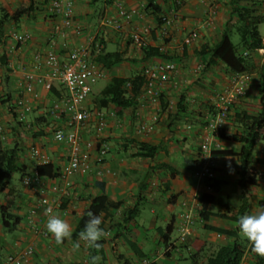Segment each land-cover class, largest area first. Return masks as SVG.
<instances>
[{"label":"crops","instance_id":"crops-1","mask_svg":"<svg viewBox=\"0 0 264 264\" xmlns=\"http://www.w3.org/2000/svg\"><path fill=\"white\" fill-rule=\"evenodd\" d=\"M51 1L33 0L31 3L30 0H16L10 4V12L29 10L21 14L17 21L5 24L0 33V148L17 147L20 150L17 165L27 173L34 172L39 165L31 157L33 147H39L48 156V163L58 172L65 165L66 145L56 143L53 139L55 130L63 129L64 126L50 112L53 102L65 90L61 84L54 82L55 91L47 92L37 87L39 98L33 99L17 87L12 67L18 73L34 71L32 55L48 49H52L63 62L68 61L73 50L82 48L93 59L92 50L101 43L107 50L123 52L127 59L107 70L104 79L106 85L112 77L128 78L163 61L160 57L144 60L140 45L132 40L135 34L150 28L149 33L143 34V45L159 48L162 54L176 62L177 72L171 84L158 87L157 97L141 101L136 110L126 111L123 117L108 116L113 111L112 107L99 109L94 104L91 106L89 101L84 104L91 109L94 107L95 115L104 114L108 118V129L102 135L96 133V117L80 129L84 139L99 140L109 146L104 164L99 166L93 162L85 175L72 176L68 195L65 196L56 193L40 195L36 187L24 185L23 196L16 197L15 189H6L4 193L8 197L0 200V205L9 206L8 211L19 218V223L14 230L0 232V264H5L10 256L29 247L34 249V253L28 262L15 260L11 264H90L93 255L101 256L100 264H138L143 258H149L150 264H172L177 259H190L196 253L191 244L197 238L205 241L203 251L198 256V262L204 263L221 245L231 240L202 228L197 215L201 181L192 195L184 188L189 172L195 174L197 163L194 162L199 160L203 138L209 132L208 124L216 114L218 96L230 86L234 76L220 63L208 69H198L199 51L205 46L216 44L227 28L231 17V0H113L110 4L107 0H73L72 27L69 28L65 27L61 17L49 12ZM149 1L157 4L162 14L170 18L168 35L162 34L166 26L159 25L156 18L145 10ZM253 1L260 3L257 14L264 17V0ZM121 8L137 13L130 21H125L118 16ZM106 19L111 24H104ZM114 22L122 24L120 31L114 29ZM75 27L81 28V33L77 34ZM57 29L60 32H56ZM194 31L197 33L194 41L185 45V39ZM12 32L29 33L31 40L18 46L11 36ZM260 37L264 40V36ZM90 38L95 40L91 41ZM258 60L262 64L264 54L258 53ZM23 97L32 106L25 122L19 121L15 111V102ZM258 99L259 77L254 72L244 86L243 95L236 100L256 103ZM179 101L184 111H179ZM243 108L231 106L229 116L220 129L223 134L232 136L240 131L235 116ZM141 125H153L154 129L141 132ZM132 140L156 146V157L133 156L136 149ZM211 149H232L237 152L240 145L233 140L214 137ZM254 158L259 175L258 184L247 192L252 205L251 213L264 207V140L256 145ZM100 168L106 171L99 174ZM215 168L216 180L221 184L218 195L225 202L235 205L241 195L237 184L238 159L215 157ZM50 184V180L46 182L47 186ZM101 195L108 197V203L98 215L102 216V227L109 236L100 241L103 247L99 251L80 242L79 251L73 252V244L79 239L76 228L89 212L93 199ZM39 200H42L40 208L32 214ZM142 204L150 205L147 222L142 220L141 210L126 222L125 219L130 218V210ZM47 206L54 208L53 215H59L72 226L71 241L66 240L63 245H57L50 234L44 238L42 233L34 232L35 227L40 232L46 230L48 217L44 214V208ZM184 213H191L195 223L188 230L185 244L180 246L179 251L167 256L161 233L172 224L177 235L173 232L171 239L175 240L180 217ZM209 223L228 228L221 220L211 219ZM240 238L245 247L242 264H255L250 244L241 234Z\"/></svg>","mask_w":264,"mask_h":264},{"label":"trees","instance_id":"trees-1","mask_svg":"<svg viewBox=\"0 0 264 264\" xmlns=\"http://www.w3.org/2000/svg\"><path fill=\"white\" fill-rule=\"evenodd\" d=\"M30 2L32 3L33 0H30ZM112 2L113 0H107L108 4ZM258 6H260V3L253 0H231V17L226 30L216 44L213 46H205L198 53L201 69H208L220 63L234 75L243 73L252 74L256 72L259 77L258 102L232 101V105L244 106L243 110L235 116L240 131L232 136H226L221 132L222 130L218 132V137L221 139L233 140L239 143L240 149L237 152L232 149L212 151V156L214 157H236L238 159L239 171L237 173V184L241 190L238 203L235 205L229 204L220 198L218 192L221 184L216 180V177L213 180L205 179L201 181L202 191L198 197L200 205L197 209V215L202 228L231 240V242L221 245L202 264H242L245 256V247L243 246V240L240 238L237 221L240 216L251 213L252 205L247 192L249 188L255 187L258 184L259 175L257 161L254 158V151L256 145L264 140V61L262 64H259L258 60V51L264 47L263 40L258 32V25L264 22V17L257 14L259 10L257 8ZM28 10L29 8L10 12L8 6L0 7V33L3 31L2 28L5 24L11 21H17L20 15ZM145 10L149 11L156 18L159 25L163 23L162 19L164 15L157 4L149 1ZM233 33H237L239 36L240 43L238 45L234 44L231 39ZM139 49L143 53L144 60L153 57H160L163 60L170 59L165 54H162L159 48L140 45ZM91 55L93 60L105 70H110L115 65L127 61L123 52L107 50L101 43L97 47L94 46ZM146 82L147 79L144 71L133 74L128 78L112 77L95 96V107L99 109L112 107L117 117H123L126 111L130 109L136 110L138 108L142 101L141 97L144 94ZM127 84H129V87H127ZM55 89L53 86L51 92L55 91ZM181 105L182 102L179 101L177 104L178 109L179 111H184ZM131 142L136 149V153L133 156L149 159L156 157L158 151L156 146H151L146 142H139L137 140H132ZM19 151L17 147L9 149L0 148V180L4 183L2 190L6 188L7 183L15 173L20 174L21 180L24 175L28 174L24 168L17 165ZM194 163H197L196 172L201 165L200 160ZM36 171L41 177L54 179L58 176V171L50 163L38 165ZM93 200L89 211L98 215L101 210L106 208L108 197L101 195ZM8 210L9 206L0 205L2 226L6 230H14L19 223V218L15 217ZM139 211V205H136L128 213L130 218L125 219V221L127 222L135 217ZM211 219L223 221L228 225V228L210 224ZM87 220L88 215L80 220L76 228L77 235L84 229ZM173 232L174 227L172 224H169L163 233H161V241L164 244V250L167 256L175 253L172 251L173 244L171 243V235ZM191 245L196 250V253L190 256L191 264H200L198 262V256L203 251L205 241L197 238L192 241ZM254 257L255 264H264V258L258 257L255 254Z\"/></svg>","mask_w":264,"mask_h":264},{"label":"built area","instance_id":"built-area-1","mask_svg":"<svg viewBox=\"0 0 264 264\" xmlns=\"http://www.w3.org/2000/svg\"><path fill=\"white\" fill-rule=\"evenodd\" d=\"M11 2L12 0H6ZM74 8L73 0H52L48 10L56 17H61L64 21L65 27H72V12ZM135 10L127 11L124 8L119 9V18L130 21L132 16L136 14ZM163 36L168 35L167 28L171 24L170 18L163 16ZM104 24H111L109 19L104 20ZM115 30L120 31L122 24L120 22L112 23ZM77 34L81 33V28L75 27ZM150 28H144L142 32L133 36L134 43L143 45V34L150 32ZM56 32H60L57 29ZM197 33L192 32L188 38L185 39V45H190ZM14 42L18 46H23L31 40L29 33L12 32L11 34ZM94 41L95 38H90ZM264 45V40H263ZM258 53L264 54V47ZM32 63L34 71L28 70L17 72V69L12 67L16 76L15 83L18 88L24 90L33 99L39 98L37 87H41L47 92H50L54 86V82H58L64 88V95L55 100L51 105V114L62 121L63 129H56L53 133V139L56 143H63L66 145V161L64 167L58 172V176L54 179L41 177L35 170L23 176L22 183L28 188H37L40 195H47L49 193H56L62 196L68 195V189L71 184L70 179L75 174L85 175L91 168L93 162L102 166L104 164L105 156L109 151V146L99 140L84 139L80 134L87 123L91 122L96 117L95 130L96 133L102 135L108 129V118L104 114L95 115L91 108L84 104L88 101L92 94L93 85L98 80H104L107 77V70L102 68L97 62L89 58L88 51L84 48L73 50L69 59L66 62L60 60L58 55L52 50L37 51L32 55ZM200 69V66L198 67ZM39 71V72H37ZM177 72V64L173 60H163L156 66H150L144 69L147 82L144 89V94L141 97L142 101L149 98H155L159 95V86H164L172 83L173 77ZM251 74H235L232 78L230 86L218 96L217 111L214 117L208 124L209 132L203 138V148L199 157L200 167L195 172L196 177L202 181L205 179L213 180L216 177L215 172V157L212 156L211 143L214 137H218V132L221 129L223 122L228 118L232 101L243 95L244 86L250 81ZM129 87V84H127ZM15 111L19 121L25 122L26 117L31 113L32 106L28 99L20 98L15 102ZM110 117H115L114 111L110 112ZM67 129V130H65ZM153 125H141L139 131H153ZM63 133L62 139H57L56 134ZM31 157L36 159L39 165L48 164V156L39 148L33 147L31 150ZM106 170L100 168L99 174H103ZM51 181L50 186L46 185L47 181ZM31 211L32 214L40 208V203ZM57 203V202H56ZM60 206V205H59ZM51 208L47 206L45 209ZM46 215V214H45ZM47 216V215H46ZM48 217V216H47ZM195 219L191 213H184L180 217L178 226V237L171 241L173 244L172 251H179L180 246L185 244L186 236L189 228L194 225ZM36 234L42 233L44 238L49 237L47 230L41 231L34 228ZM34 249L29 247L24 251L10 256L5 264H11L15 260L20 262H28L32 257ZM149 258H143L138 264H150Z\"/></svg>","mask_w":264,"mask_h":264},{"label":"clouds","instance_id":"clouds-1","mask_svg":"<svg viewBox=\"0 0 264 264\" xmlns=\"http://www.w3.org/2000/svg\"><path fill=\"white\" fill-rule=\"evenodd\" d=\"M56 138L62 139L63 133L58 132ZM228 167L231 169L230 163ZM51 213V208L45 209V214L48 216L46 230L54 239V242L57 245H63L66 240L71 241L73 236L72 226L59 215H53ZM87 215L88 220L84 229L79 232V239L73 244V252L79 251L81 247L80 242H83L88 248L99 251L103 247L100 241L109 236L108 231L102 227V216L96 215L91 211ZM237 223L240 234L250 244L251 251L258 257L264 258V207L253 213L240 216ZM101 259V256L93 255L91 256L90 264H100Z\"/></svg>","mask_w":264,"mask_h":264},{"label":"rangeland","instance_id":"rangeland-1","mask_svg":"<svg viewBox=\"0 0 264 264\" xmlns=\"http://www.w3.org/2000/svg\"><path fill=\"white\" fill-rule=\"evenodd\" d=\"M16 1V0H15ZM14 0L11 1V3H7L6 1L1 2L0 7L2 6H10V4H13L15 2ZM0 18H1V13H0ZM259 33L263 37L264 36V23L260 24L259 26ZM232 41L234 44L238 45L240 43V39L237 33H233L231 37ZM105 86V81L104 80H98L94 85H93V92L94 94L89 97L88 101L91 102V106L94 104V98L95 96L100 92V90ZM95 105V104H94ZM93 111L95 110L94 107H92ZM190 176L188 177V182L186 183V186L184 189H187L189 191V194L192 195L195 187H197L199 179L195 176L194 172H189ZM189 173L187 175H189ZM4 183L3 181L0 180V200L6 199L7 194L4 193L6 189H15L16 197H22L24 194V184L22 185L20 181V174L15 173L12 177V179L7 183L6 188L2 190ZM142 213V220L147 222L150 216V205L149 204H142V206L139 207ZM6 230L2 226L1 222V213H0V232L4 233ZM174 235H177L176 231L174 232ZM177 264H190V259L187 257L186 259H177V261H174V263ZM172 263V264H174Z\"/></svg>","mask_w":264,"mask_h":264}]
</instances>
